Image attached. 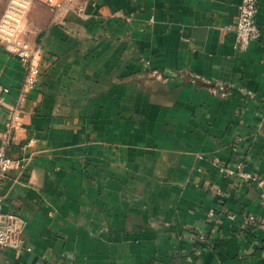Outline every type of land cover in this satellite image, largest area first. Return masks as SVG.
Returning <instances> with one entry per match:
<instances>
[{
    "label": "crops",
    "instance_id": "crops-1",
    "mask_svg": "<svg viewBox=\"0 0 264 264\" xmlns=\"http://www.w3.org/2000/svg\"><path fill=\"white\" fill-rule=\"evenodd\" d=\"M46 1L22 33L34 90L0 46V147L24 165L4 207L28 222L0 264H264V0L245 52L241 0ZM235 156L253 177L222 172Z\"/></svg>",
    "mask_w": 264,
    "mask_h": 264
},
{
    "label": "built area",
    "instance_id": "built-area-1",
    "mask_svg": "<svg viewBox=\"0 0 264 264\" xmlns=\"http://www.w3.org/2000/svg\"><path fill=\"white\" fill-rule=\"evenodd\" d=\"M35 0H8L4 12L0 18V46L10 55L18 58L26 68V76L22 84V92L34 90L42 76V64L44 61V51L42 46L33 45L23 37V28L31 5ZM75 0H47V7L55 11L72 9L71 5ZM74 11L83 12L84 7L79 6ZM259 2L258 0H241L239 15L233 26L237 37V50L245 52L253 41L259 40L262 36L261 27L258 22ZM20 102L13 105L12 119L19 120ZM23 168L21 160L9 155L5 148L0 147V247L24 248L25 233L27 230V220L16 212L5 210L3 185L9 178L13 168ZM225 175L239 176L240 179L247 180L253 177V173L247 170V160L235 156L233 161L221 167ZM246 220L250 224H256L264 232V215L256 216L247 214ZM193 238L207 242V235L202 233L192 234ZM31 248L28 247V250Z\"/></svg>",
    "mask_w": 264,
    "mask_h": 264
}]
</instances>
